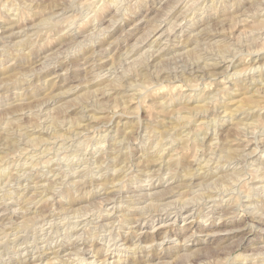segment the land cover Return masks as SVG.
Wrapping results in <instances>:
<instances>
[{"label":"rangeland","instance_id":"374dc122","mask_svg":"<svg viewBox=\"0 0 264 264\" xmlns=\"http://www.w3.org/2000/svg\"><path fill=\"white\" fill-rule=\"evenodd\" d=\"M1 151L0 264H264V0H0Z\"/></svg>","mask_w":264,"mask_h":264},{"label":"bare ground","instance_id":"6f19581e","mask_svg":"<svg viewBox=\"0 0 264 264\" xmlns=\"http://www.w3.org/2000/svg\"><path fill=\"white\" fill-rule=\"evenodd\" d=\"M47 15V14H46ZM15 19V18H14ZM45 19V18H44ZM43 18H42V20H44ZM47 19V18H46ZM48 20V19H47ZM64 20V19H63ZM62 21V20H61ZM48 22V21H47ZM51 23V22H50ZM48 24V23H47ZM50 26H52V24H49ZM48 25V26H49ZM13 26H9L8 28H12ZM6 28V27H5ZM45 28V27H44ZM64 28H65V26H64ZM52 30V29H51ZM11 33H15V32H11ZM164 33L161 31V33H159L158 34V36L155 38V39H153L151 42H154L155 43V46H156V48H155V51L158 53V54H156V57H159V56H161V53H163V50H167L168 48L166 47V45L164 44H162V42H161V40H159L158 38L159 37H161L162 35H163ZM169 34L170 33H166V34H164V36H167V37H169ZM33 38V37H32ZM19 41V40H18ZM18 41H16V42H18ZM195 41V40H194ZM193 41V42H194ZM198 41V40H197ZM24 42H25V40H24ZM28 42V41H27ZM164 42V41H163ZM199 42V41H198ZM197 42V43H198ZM20 43V42H19ZM93 43V42H92ZM21 44H22V42H21ZM25 44V43H24ZM66 44V43H65ZM17 45H18V43H17ZM27 45V44H26ZM151 45V44H150ZM20 46V45H19ZM38 48V47H37ZM187 50V49H186ZM29 51V50H28ZM165 52V51H164ZM177 53V52H176ZM154 53H152L151 55L152 56H154L153 55ZM126 55V54H125ZM150 55V56H151ZM196 55H198V53L196 54ZM210 55V54H209ZM213 55V54H212ZM229 55V54H228ZM128 56V55H127ZM155 57V58H156ZM207 57V56H206ZM15 59V58H14ZM144 59V58H143ZM147 60V59H146ZM154 60V59H153ZM152 60V61H153ZM223 60V59H222ZM15 61V60H14ZM101 61V60H100ZM206 61V60H205ZM141 62V64L140 65H138V66H141V67H139V69L141 68V71L142 70H144V68H145V66H148V64L149 63H147V62H145L144 64H143V60L142 61H140ZM148 62H150V61H148ZM203 62V65L202 66H199V68H197V69H195L194 71L196 72V71H200L201 73L200 74H206V72H204L206 69H212V68H214V69H216V68H218V66H220V65H218V62L217 61H213V62H204V61H202ZM97 63V62H96ZM114 64V63H113ZM202 64V63H201ZM155 65V64H154ZM197 65V64H196ZM233 65V64H232ZM260 65V64H259ZM226 66H230V63L228 64V65H226ZM192 68V67H191ZM146 69V68H145ZM236 70V69H235ZM209 72H211V70L209 71ZM213 72V71H212ZM143 74V73H142ZM145 74V73H144ZM182 74V73H181ZM195 74V73H194ZM215 75V74H217V72H213V73H209V75ZM241 75V74H240ZM143 76V75H142ZM146 76V75H145ZM205 76V75H204ZM200 77V76H199ZM244 80V79H243ZM134 82V81H133ZM138 85V84H137ZM135 88V87H134ZM257 93V92H256ZM260 93V92H259ZM255 101V100H254ZM251 103H254V102H250V104ZM206 105V104H205ZM247 106V105H246ZM253 108V107H252ZM252 108L251 107H249V108H247V109H243V111H245V112H247V113H250V111L252 110ZM251 109V110H250ZM206 110V109H205ZM105 111V110H104ZM202 113V112H201ZM220 115V114H219ZM202 116V115H201ZM250 116V115H249ZM203 118V117H202ZM172 121V120H171ZM188 121V120H187ZM186 121V122H187ZM108 122V121H107ZM182 123V122H181ZM201 123V122H200ZM177 124H178V122H177ZM63 125V124H62ZM175 125V124H174ZM179 125H180V123H179ZM77 126V125H76ZM79 126V125H78ZM175 126H177V125H175ZM215 126V125H214ZM138 127V126H137ZM181 127H183L182 126V124H181ZM33 128V127H32ZM169 129H174L175 131L177 130V128L175 129V128H172V126L169 128ZM169 129H167V128H165V129H162L161 131H160V133H161V135H160V139H162L165 135H164V132H166V130H169ZM215 129V128H214ZM171 131V130H170ZM184 131V130H183ZM179 132V131H178ZM176 133V134H178V135H180V132L179 133ZM62 133V132H61ZM107 134V133H106ZM207 134V133H206ZM104 135V134H103ZM5 136V135H4ZM29 136V135H28ZM175 137V136H174ZM111 138V137H110ZM180 138V137H179ZM13 139H14V137H12V136H8L7 135V149H9L10 147H12V146H14V142H13ZM213 139V138H212ZM15 140V139H14ZM31 142H39L40 141V139H38V140H36L35 138H30L29 139ZM187 140V139H186ZM25 141V140H24ZM119 141V140H118ZM106 142V141H105ZM160 143V146H164L165 144H167V143H165V144H161V141H159ZM250 143L252 142V141H249ZM100 144V143H99ZM152 146V145H151ZM101 147V146H100ZM113 147V146H112ZM259 148V147H258ZM6 150V149H5ZM86 150V149H85ZM162 150V149H161ZM225 151L224 152H227L226 153V157L228 158V157H230L231 158V155L230 154H232L230 151L231 150H233V148L232 149H224ZM77 151V150H76ZM151 151V150H150ZM3 151H1L0 153H2ZM84 152V151H83ZM3 153H6V152H3ZM2 153V155H4ZM77 153V152H76ZM252 153V152H251ZM157 154V153H156ZM5 156V155H4ZM0 157H2L1 156V154H0ZM159 157H161V156H159ZM80 158V157H79ZM225 158V157H224ZM14 159V158H13ZM31 163V162H30ZM201 164V163H200ZM49 165V164H48ZM179 165V164H178ZM201 165H203V164H201ZM29 166V165H28ZM2 165L0 164V174H1V172L3 171L2 170V168H4V167H2ZM189 172V171H188ZM118 173V172H117ZM188 174V173H187ZM204 176H207V174L205 173V171H204ZM202 174V175H203ZM209 175V174H208ZM119 176V175H118ZM167 176H168V174H167ZM194 176H196V174L195 173H191V175H190V177H188L187 178V176L185 175V179L186 180H184L185 182L186 181H188V180H190V179H193L194 178ZM210 176V175H209ZM208 177V176H207ZM211 177V176H210ZM114 178V177H113ZM16 179V178H15ZM111 179V178H110ZM115 179V178H114ZM188 179V180H187ZM28 180V179H27ZM74 181V180H73ZM40 182V181H39ZM44 182V181H43ZM259 182V181H258ZM36 183H38V182H36ZM50 183V182H49ZM192 182L190 181V182H186L185 184L187 185V186H189V184H191ZM96 184V183H95ZM234 184V183H233ZM252 184V183H251ZM42 188H43V190H47L49 187H50V184H46V185H44V186H41ZM40 187V188H41ZM117 188V187H116ZM205 196H206V194H205ZM248 196V195H247ZM206 197H209L208 195L206 196ZM210 197H211V195H210ZM190 198H192V197H190ZM194 198V197H193ZM110 200V199H109ZM188 202V201H187ZM190 203H191V201H190ZM163 204V203H162ZM183 205V204H182ZM140 208V207H139ZM137 210V209H136ZM111 211V210H110ZM35 217V216H34ZM2 219V218H1ZM224 219V218H223ZM80 220V219H79ZM20 224V223H19ZM130 228V227H129ZM165 234V233H164ZM209 235H211V234H209ZM20 239V238H19ZM108 242V241H107ZM12 243V242H11ZM8 244V243H7ZM7 244H3V245H1L0 246V248H2L4 251H6L7 249H8V246H7ZM135 245V244H134ZM27 252H29L28 250H26ZM2 252V251H1ZM31 252V251H30ZM45 252V251H44ZM54 252H56V253H58L57 251H54ZM73 253V252H72ZM199 253V252H198ZM33 256V255H32ZM36 258H38V259H42V257H40L39 255H37L36 256ZM64 258V257H63ZM57 260V259H59V256H58V254H54L53 256H51V257H49L47 260H46V264H54V260ZM93 261V260H92ZM22 262V261H21ZM38 264V263H37ZM59 264H62V260H60V262H59Z\"/></svg>","mask_w":264,"mask_h":264}]
</instances>
